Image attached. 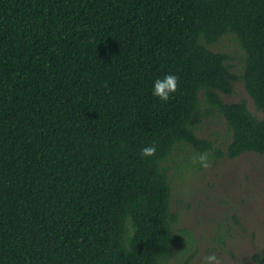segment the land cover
Listing matches in <instances>:
<instances>
[{
	"label": "trees",
	"instance_id": "trees-1",
	"mask_svg": "<svg viewBox=\"0 0 264 264\" xmlns=\"http://www.w3.org/2000/svg\"><path fill=\"white\" fill-rule=\"evenodd\" d=\"M203 152L264 155V0H0V264H166L173 171Z\"/></svg>",
	"mask_w": 264,
	"mask_h": 264
},
{
	"label": "rangeland",
	"instance_id": "rangeland-1",
	"mask_svg": "<svg viewBox=\"0 0 264 264\" xmlns=\"http://www.w3.org/2000/svg\"><path fill=\"white\" fill-rule=\"evenodd\" d=\"M217 49L234 54L235 45L222 40ZM232 64L238 74V61ZM221 97L226 102L244 101L252 114L260 115L241 82L234 83L232 95ZM197 135L217 144L230 139L222 119L206 120ZM195 155L186 161L188 168L173 171L171 210H177L179 218L166 264H181L188 257L189 264H202L211 253L222 264H253L251 255L264 252V155L210 158L209 168L193 164Z\"/></svg>",
	"mask_w": 264,
	"mask_h": 264
},
{
	"label": "clouds",
	"instance_id": "clouds-1",
	"mask_svg": "<svg viewBox=\"0 0 264 264\" xmlns=\"http://www.w3.org/2000/svg\"><path fill=\"white\" fill-rule=\"evenodd\" d=\"M177 88L178 77L173 74H167L163 77L157 78L153 82L152 94L159 100L167 102L171 95L177 91ZM156 151L157 149L154 144L147 145L142 147L140 155L143 158L152 157L155 155ZM192 163H199L203 168H209L211 166L207 152L196 154L192 159ZM202 264H222V261L215 253H211L203 258Z\"/></svg>",
	"mask_w": 264,
	"mask_h": 264
}]
</instances>
